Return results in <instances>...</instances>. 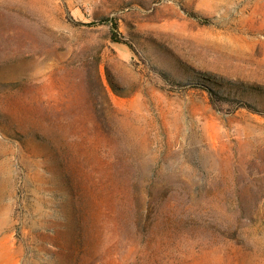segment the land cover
I'll list each match as a JSON object with an SVG mask.
<instances>
[{"label": "rangeland", "instance_id": "obj_1", "mask_svg": "<svg viewBox=\"0 0 264 264\" xmlns=\"http://www.w3.org/2000/svg\"><path fill=\"white\" fill-rule=\"evenodd\" d=\"M0 264H264V0H0Z\"/></svg>", "mask_w": 264, "mask_h": 264}, {"label": "trees", "instance_id": "obj_2", "mask_svg": "<svg viewBox=\"0 0 264 264\" xmlns=\"http://www.w3.org/2000/svg\"><path fill=\"white\" fill-rule=\"evenodd\" d=\"M103 22L108 23L111 26L113 38L117 41H120L122 34L119 29V24L115 20H111V19H106Z\"/></svg>", "mask_w": 264, "mask_h": 264}]
</instances>
